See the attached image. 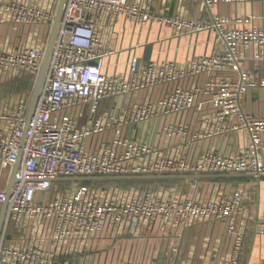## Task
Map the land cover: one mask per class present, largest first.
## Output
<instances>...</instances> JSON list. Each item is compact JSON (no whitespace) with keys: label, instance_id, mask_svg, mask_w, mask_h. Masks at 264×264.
<instances>
[{"label":"built area","instance_id":"built-area-1","mask_svg":"<svg viewBox=\"0 0 264 264\" xmlns=\"http://www.w3.org/2000/svg\"><path fill=\"white\" fill-rule=\"evenodd\" d=\"M192 1L210 16H192ZM58 3L0 0V264H91L87 252L103 236L136 237L156 227L181 235L204 222L224 223L232 238L219 264H240L242 189L215 180L126 189L60 179L264 174V118L241 104L249 88L264 87L242 64L248 50L264 62V24L229 28V17L213 14L217 6L264 0H67L26 127ZM121 17L167 25L179 37L214 31L215 46L184 62L145 61L138 44L118 46ZM126 51L125 72L110 73ZM241 130L250 143L236 154H196L200 142ZM257 228L264 233V213ZM164 264L192 263L170 256Z\"/></svg>","mask_w":264,"mask_h":264},{"label":"crops","instance_id":"crops-1","mask_svg":"<svg viewBox=\"0 0 264 264\" xmlns=\"http://www.w3.org/2000/svg\"><path fill=\"white\" fill-rule=\"evenodd\" d=\"M192 16L209 17L210 13L200 12L197 2L189 3ZM215 16H227L231 23L229 28H251L254 24H264V3L252 5H230L228 7H215ZM250 17H255L253 20ZM238 19V20H235ZM129 24L130 33H126V25ZM125 29L122 33V29ZM119 31L118 46L127 50L131 46L139 45L137 54L143 58L147 45L152 46L151 60H174L184 62L195 55L211 54L215 46V32L203 31L192 36H176L167 25L149 22L144 26L135 25L121 17L116 24ZM129 51L122 53L119 62L128 60ZM112 63L117 62L113 57ZM243 69L258 78H264V62L253 58V52L248 50L242 61ZM125 72V65L119 64L112 67L110 73ZM234 78L238 76L231 75ZM243 110L254 118H264V87L249 88L241 100ZM173 120L175 118H172ZM250 143L248 131L241 130L225 136L208 139L200 142L196 148V154L202 150L215 149L224 155H232L241 151ZM228 186V189H242L245 195L244 209L237 222V228L245 233L243 254L240 264H256L264 261V233L257 228V220L264 213V179H234L215 180ZM155 234L166 236V242L170 244L168 254L177 257L179 262L187 261L192 264H219L231 250L232 238L225 231V225L221 222H204L195 224L178 234L176 231H162L158 227L151 230ZM113 240V239H112ZM161 257V254H160ZM157 263V264H164Z\"/></svg>","mask_w":264,"mask_h":264},{"label":"rangeland","instance_id":"rangeland-1","mask_svg":"<svg viewBox=\"0 0 264 264\" xmlns=\"http://www.w3.org/2000/svg\"><path fill=\"white\" fill-rule=\"evenodd\" d=\"M125 29H122V33ZM129 24L126 25V33H130ZM119 32V31H117ZM49 36V34H48ZM47 36V39H48ZM121 65H124L121 60ZM172 118H170L171 120ZM161 182V181H158ZM178 181H165L167 184H177ZM214 182V181H213ZM220 183V181H216ZM65 184H68L67 182ZM90 184H97L99 186H117L122 188H130L133 186H148L156 185V182H108L96 181ZM166 236L162 234H155L152 231H144L136 237L120 236L117 239H109V236H103L99 241H96L92 250L88 251L93 257L91 264H119L123 261L140 262L142 264H157L165 262L170 255L168 251L170 244L166 242ZM161 254V257H160Z\"/></svg>","mask_w":264,"mask_h":264},{"label":"water","instance_id":"water-1","mask_svg":"<svg viewBox=\"0 0 264 264\" xmlns=\"http://www.w3.org/2000/svg\"><path fill=\"white\" fill-rule=\"evenodd\" d=\"M66 2L67 0H59L58 7L56 10L55 14V19L52 24V27L49 32V36L46 42V47H45V52H44V57L42 60V64L40 67L39 74L37 76L36 82H35V87L33 90L32 98L30 101V106L28 110V116H27V123L26 127L31 122V119L34 114L35 106L37 99L40 94L41 86L46 74V70L50 61L54 41L57 35V31L61 22L62 15L64 13L65 7H66ZM151 51H152V46L147 45L145 48V52L143 55V60L148 61L151 59ZM160 120H158L157 125H156V131L155 133L157 134L159 125H160ZM20 163V159L16 162L14 166V172L11 178L10 186L8 187V193L11 189V186L13 182L15 181V172L18 168V165ZM264 179V174H208V175H154V176H104V177H78V178H66V179H60L62 181H71V182H85V183H90V182H96V181H108V182H158V181H184V180H238V179ZM59 181V180H58ZM5 207L6 203L4 204L3 211H2V217L5 214Z\"/></svg>","mask_w":264,"mask_h":264}]
</instances>
